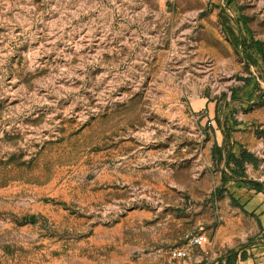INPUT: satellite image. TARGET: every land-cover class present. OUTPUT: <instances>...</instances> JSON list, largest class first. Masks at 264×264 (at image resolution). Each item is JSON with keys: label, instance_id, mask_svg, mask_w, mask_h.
Returning a JSON list of instances; mask_svg holds the SVG:
<instances>
[{"label": "rangeland", "instance_id": "rangeland-1", "mask_svg": "<svg viewBox=\"0 0 264 264\" xmlns=\"http://www.w3.org/2000/svg\"><path fill=\"white\" fill-rule=\"evenodd\" d=\"M252 39L264 56V0H0V264L262 254Z\"/></svg>", "mask_w": 264, "mask_h": 264}, {"label": "trees", "instance_id": "trees-1", "mask_svg": "<svg viewBox=\"0 0 264 264\" xmlns=\"http://www.w3.org/2000/svg\"><path fill=\"white\" fill-rule=\"evenodd\" d=\"M225 29L228 30V31H231L230 28H228L226 26H225ZM238 41H239V45L241 46L242 40L240 39ZM251 43L256 46L258 52L264 58L263 49L260 46V43L257 40H254V39L251 40ZM221 127H222V133H223V136H224V141H227L229 136H228L227 132L225 131V129L223 128V126H221ZM236 145H238V144H236ZM214 147H215L214 149H216V151H218V153L221 152L220 147H218V146H214ZM238 147H239V152H238L237 156L235 154H233L232 152H226L225 153L224 164L225 165H229V162H232L235 165L236 168L242 170L240 173H234V175L236 174L238 177H241L242 181L247 186H249L250 188L254 189L256 192H260L261 190H263V184H260V183H257L255 181L251 180V179L245 178L244 173H243V165H244V163L248 162V163L254 164L255 163V159L252 156V154H250L242 146L238 145ZM236 205H238V204H236ZM245 259H246V256H245V254L243 252H239L238 250L231 249V250H228L224 256L219 257L215 261V263L216 264H236L238 261H243Z\"/></svg>", "mask_w": 264, "mask_h": 264}, {"label": "crops", "instance_id": "crops-1", "mask_svg": "<svg viewBox=\"0 0 264 264\" xmlns=\"http://www.w3.org/2000/svg\"><path fill=\"white\" fill-rule=\"evenodd\" d=\"M222 141H223L222 136L220 135V140L216 143L218 145V147L221 145ZM258 220H260L259 217H258ZM249 244H250V246L248 244H245L243 247H240L237 249L239 252H243L245 254L246 259L243 261H238L236 264H264V252L260 255H259V253L257 254V252L255 251V249H256L255 247L258 244L252 243V242ZM246 246L247 247L249 246L250 248H248V250H246V248H245Z\"/></svg>", "mask_w": 264, "mask_h": 264}, {"label": "built area", "instance_id": "built-area-1", "mask_svg": "<svg viewBox=\"0 0 264 264\" xmlns=\"http://www.w3.org/2000/svg\"><path fill=\"white\" fill-rule=\"evenodd\" d=\"M207 241L205 236H195L193 238H191L190 243L194 244V245H201L203 243H205ZM172 256L174 258H180V257H184L185 256V252L183 250H174L172 252Z\"/></svg>", "mask_w": 264, "mask_h": 264}]
</instances>
